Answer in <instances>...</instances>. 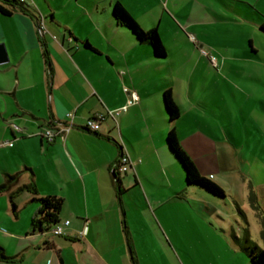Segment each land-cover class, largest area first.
I'll use <instances>...</instances> for the list:
<instances>
[{"label":"crops","instance_id":"crops-1","mask_svg":"<svg viewBox=\"0 0 264 264\" xmlns=\"http://www.w3.org/2000/svg\"><path fill=\"white\" fill-rule=\"evenodd\" d=\"M45 1L49 15L41 1L30 13L19 8L10 15L0 12V43L9 56L0 64V143L13 141L12 146L0 145V185L8 175L18 174L0 193V243L14 257L0 264H141L134 216L120 187L142 191L145 185L161 182L181 191L183 175L166 144L171 128L202 175L215 179L214 173L226 169L220 146L239 147L227 124L234 118L229 98L236 99L242 80L257 73L262 74L264 87V34L259 22L246 17L247 5L263 16L264 12L248 0H231L230 6L224 0ZM117 1L142 28L157 29L166 57H156L148 44L137 42L113 20ZM68 19L81 22L87 33H77ZM223 23L229 27L225 32ZM91 33L97 35L95 41ZM202 44L219 54L217 70L200 53ZM209 72L220 79L209 81ZM124 86L137 92V103L128 105ZM166 90L180 109L174 122L164 105ZM125 105L115 119L107 115ZM69 112H74L72 121ZM97 113L106 118L98 131H92L86 122ZM12 123L23 132L11 128ZM65 123H71V130L54 142L26 135ZM122 144L133 169L118 174V183L114 166ZM24 185H33L36 191H19ZM249 187L264 215V175L250 181ZM152 194L156 202H163L155 191ZM47 196L63 200L62 235L32 225L42 206L38 199ZM235 203L239 205L237 199ZM258 224L261 230L259 220ZM255 242L264 246L263 238ZM231 244L229 253L223 238L206 264H249L237 243Z\"/></svg>","mask_w":264,"mask_h":264},{"label":"rangeland","instance_id":"rangeland-1","mask_svg":"<svg viewBox=\"0 0 264 264\" xmlns=\"http://www.w3.org/2000/svg\"><path fill=\"white\" fill-rule=\"evenodd\" d=\"M38 1L43 3L45 7L41 8L49 15L51 9L45 0H28V3L34 6ZM52 1L55 4L60 2V0ZM248 1L264 12V0ZM66 11L59 10V12ZM65 17L67 16L63 15L62 19L64 20ZM68 23L75 27L77 33H87L86 27L80 26L81 22L77 24L68 19ZM226 28L229 27L223 23L224 32ZM121 29L131 35V31L126 27ZM90 37L93 41L97 39L95 33H91ZM204 45L202 44L201 48L217 59V64H214L210 57L204 55L209 59L214 70H217L219 54ZM224 73L225 76L228 74ZM231 76L228 74L229 79H232ZM261 76L262 74L257 73L253 78L242 80L241 86L235 89L236 99L229 98L228 107L234 118L232 123L227 124L232 126L235 136L239 139V147L237 149L233 145L229 147L225 145L227 143H224L223 148L220 146L219 153L227 160V166L226 169L220 170V174L214 173L215 179L210 176L211 179L221 181V187L226 193L225 197L213 195L197 187L183 186L181 191L176 192L174 189L172 191L165 188L164 184L161 186V182H157V185L152 187L145 185L146 189L142 191L134 188L123 193L128 207L131 208L129 214L132 213L134 216L131 221L135 227L137 252L141 264H206L210 258L216 256L217 247L221 246L223 238L228 242L229 253H232L231 242L236 243L233 234L242 237L249 233L252 240L262 241L259 217L249 200L250 181L262 178L264 175V104H262L264 87L262 88ZM206 77L209 81H214L215 77L217 80L220 79L217 75L214 77L211 72L207 73ZM209 91L207 89V97ZM209 117H211L210 113ZM224 139L227 137L225 136ZM177 166L183 175L181 163ZM153 191L156 194L158 191L166 192L162 195L157 194L158 198L164 199L163 202L154 200ZM195 198L198 201H195ZM234 199H237L239 205ZM238 249L239 254H243L239 246Z\"/></svg>","mask_w":264,"mask_h":264},{"label":"trees","instance_id":"trees-1","mask_svg":"<svg viewBox=\"0 0 264 264\" xmlns=\"http://www.w3.org/2000/svg\"><path fill=\"white\" fill-rule=\"evenodd\" d=\"M224 3L228 6L232 5L231 0H224ZM247 7L248 16L246 17L257 21L256 23L259 22L260 31L264 34V16L252 6L247 5ZM18 8L29 13L34 10V6L28 3V0H0V12L3 14L10 15L15 9ZM112 16L118 25L126 27L131 31V35L137 42L148 44V46L152 48L156 57L164 58L167 56V50L160 38L157 29L153 28L150 30H145L142 28V26L127 11L121 2L117 1L114 4ZM85 45L91 50H95L88 42H85ZM164 105L168 112L170 122L176 121L180 116V109L176 104L170 90H166L164 92ZM166 144L170 153L174 156L176 163H178L177 165H179V163L182 165L181 169L183 171L184 188L197 187L219 197L226 196V193L221 185L200 173L193 158L183 148L174 128L169 130L166 137ZM115 174L118 183H120V179L117 176L118 173L115 172ZM17 177L18 174L8 175L6 181L0 185V193L7 189L9 185L17 179ZM19 189V191L26 189L36 191V188L33 185H24ZM125 191L126 190L120 187V194L124 193ZM249 198L252 201L254 209L257 211L261 225L260 234L264 239V215L253 190L250 191ZM38 200L42 203V206L38 212V216L33 220L32 225L34 229L49 233L54 228V226L59 223V214L62 209L63 200L57 196H47L39 198ZM239 210L242 212V214H244L241 209ZM233 240L241 248L243 255L247 258L249 264H264V246L262 247L252 240L249 233H246L242 237H238L236 234H233ZM12 259H14V257L8 256L3 245L0 243V261H10Z\"/></svg>","mask_w":264,"mask_h":264},{"label":"built area","instance_id":"built-area-1","mask_svg":"<svg viewBox=\"0 0 264 264\" xmlns=\"http://www.w3.org/2000/svg\"><path fill=\"white\" fill-rule=\"evenodd\" d=\"M40 31L41 32L44 31V28L41 27V25H40ZM200 50L204 55L210 57L211 61L214 64H217V59L213 55H211L209 52H207L203 48H200ZM121 73H124V71H122ZM124 90L130 96L128 100V105L137 103L139 101V95L137 94L136 91L131 90L128 86H124ZM128 105H125L122 108L117 109V110H110L108 111L107 115L115 119L116 116L120 113V111L127 109ZM67 117L70 119V121H72L74 117V112H69L67 114ZM105 118H106L105 113L94 114L93 116L87 119L86 127L92 131H98L101 126V122ZM10 127L16 129L19 132H23L22 128L18 127L17 125L13 123L10 124ZM70 130H71V123H65V124L47 126L42 131L36 134H26V135L27 136L41 135V136L46 137L48 142H54L57 135L59 134L67 135ZM0 145L1 146H12L13 141H2ZM132 169H133V160L129 152L123 147V144H122V154L120 155L118 162L114 166V173L116 172L119 175H121V174L127 173L128 171ZM211 177H213V175H211ZM49 233L53 235H62L64 234V226L61 223H58L54 226V228Z\"/></svg>","mask_w":264,"mask_h":264},{"label":"water","instance_id":"water-1","mask_svg":"<svg viewBox=\"0 0 264 264\" xmlns=\"http://www.w3.org/2000/svg\"><path fill=\"white\" fill-rule=\"evenodd\" d=\"M35 18H36V21H37L38 26L40 28L39 19L37 16H35ZM8 61H9V56H8L6 46H5V44L0 43V64L6 63Z\"/></svg>","mask_w":264,"mask_h":264}]
</instances>
